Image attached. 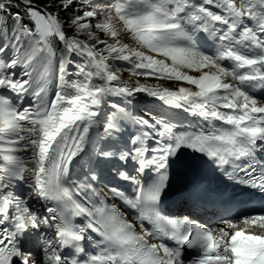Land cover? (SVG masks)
<instances>
[{"label": "snow or ice", "instance_id": "obj_1", "mask_svg": "<svg viewBox=\"0 0 264 264\" xmlns=\"http://www.w3.org/2000/svg\"><path fill=\"white\" fill-rule=\"evenodd\" d=\"M70 9L68 27L86 33L83 40L67 34L60 12ZM217 25L225 29L216 37L221 46L209 54L196 33L212 35ZM122 33L136 46L124 43ZM54 42L84 58L75 65L78 79H66L72 61L54 64ZM110 58L131 61L134 76L157 75L188 86L173 90L121 81ZM17 68L26 79L17 78ZM54 74L61 90L49 100ZM259 86H264V0H134L112 10L94 0H51L43 8L35 0H0V264H264V211L238 217L239 223L221 219L226 228L218 229L160 211L177 177L199 176L188 190L196 194L205 179V157L227 181L264 194V97L253 94ZM3 93L21 102L29 96L32 104L19 108ZM136 93L228 127L183 129L164 117H132L119 103L101 120L105 97ZM128 119L137 131L124 140L122 122ZM101 124L99 135L95 129ZM29 151L30 156L18 154ZM85 157V180H72L70 166ZM105 172L134 185L131 196L118 186L107 191L134 210L139 224L115 204L92 203V197L105 196L93 185ZM21 183L36 200L56 205H43L46 214L37 212L16 193ZM75 217L86 223H74ZM88 232L99 238L92 254L86 251ZM186 251L193 253L187 261Z\"/></svg>", "mask_w": 264, "mask_h": 264}, {"label": "bare ground", "instance_id": "obj_2", "mask_svg": "<svg viewBox=\"0 0 264 264\" xmlns=\"http://www.w3.org/2000/svg\"><path fill=\"white\" fill-rule=\"evenodd\" d=\"M103 1H105V0H103ZM101 2H102V0H96V1H94V3H96L97 5H99L101 7V9L107 8V7L103 6L104 3L102 4ZM104 39L108 40L109 38L105 36ZM121 39H122V41L124 43H128L132 47H135L136 46V42L134 40H132L130 38V36L128 34H126V33H122ZM109 42H111V41L109 40ZM110 66L112 67V69L118 71V74L120 76V80L121 81H127L129 83H134L136 80H139V82L141 84H146V85H148L150 87H155V86H159L161 88L168 87V88H171L173 90L177 89L182 84L184 86H188V85H186V82L170 81V80H167V79H159L157 77H148V78H146V77H141V76H134L131 73H128V72L124 71L123 69H121L120 66L119 67L113 66V65H110ZM21 73L23 75V72H21ZM190 74H195V73H190ZM24 78L26 79L27 77H24ZM114 84H116V82ZM27 97L29 99H31V97H29V96H27ZM133 98L136 99V100H138L139 102L142 99H144L145 101H147L146 104H141L143 106H139L140 109H143V108L146 109L147 107H152V106H155V107L158 106V108L163 109V108L169 106V105L165 104L163 101H160L157 98L148 96L146 93H136L133 96ZM137 98H139V99H137ZM105 100H106V102L107 101L108 102L111 101V99L108 100L107 97H105ZM105 110H106V103H105ZM188 115L190 116V115H192V113L191 112H188ZM197 124L202 127L203 124H205L206 126L207 125L210 126L212 123L210 121L206 120L205 118H203V119H199L198 122H197ZM97 129H101L99 127V125L96 127L95 132H97ZM138 178H141V175ZM120 188L122 189V187H120ZM109 195L112 198V196H111L110 193H109ZM114 200L117 201L118 199H114Z\"/></svg>", "mask_w": 264, "mask_h": 264}, {"label": "rangeland", "instance_id": "obj_3", "mask_svg": "<svg viewBox=\"0 0 264 264\" xmlns=\"http://www.w3.org/2000/svg\"><path fill=\"white\" fill-rule=\"evenodd\" d=\"M40 1H43V0H35V3L39 6V7H41L40 5H41V3H40ZM107 0H105L104 2H106ZM47 4L46 5H49L50 3H51V0H47ZM103 2V0H102V4L104 3ZM41 8H43V7H41ZM14 11H16L17 9H13ZM54 9H52V8H49V11H53ZM102 10H112V8L111 7H109L108 9H102ZM93 23H95V22H93ZM66 30H67V34L69 35V36H73V35H75L78 39H85V37H86V33H76L75 32V30L74 29H72V28H69L68 26H66ZM93 31H96L95 29H93ZM5 32H7V29H5ZM97 35L101 38V39H104L105 38V36L103 35V34H101V33H99L98 31H97ZM87 43H89V44H92V43H94V41H91V40H87L86 41ZM60 44L62 45V47L65 49V47H64V44L62 43V42H60ZM97 46V48L98 49H103L104 48V45H96ZM105 55H108L106 52L104 53ZM62 57H60V56H58V54L56 53V59H55V61H54V64H56V65H58V63H59V61H60V59H61ZM63 59H65V61L67 62V61H72V63H69V64H67V67H68V73H69V75L68 76H66V79L67 80H69V81H71V80H75V79H78V77L76 76V75H74V73L76 72V67H75V65L76 64H80V63H82L83 62V60H84V58L83 57H80V56H78V55H68L67 54V52L65 51V57L63 58ZM75 60H77L78 61V63H76V61ZM108 63L110 64V65H113V66H117V67H121V68H123L125 71L126 70H128V71H130V72H132V62L131 61H123V60H120V61H117V60H114V59H109L108 60ZM55 75V74H54ZM53 75V76H54ZM57 76L58 75H55V77H53V81L52 82H50L49 83V88L52 90V92L54 91V92H56V91H60V90H57L56 89V86H55V84L58 82V79H57ZM51 81V80H50ZM93 83H97V84H102L103 83V81H101L100 79H98V78H94V80H93ZM115 82H113V85H115L114 84ZM55 89V90H54ZM117 99H119V97L117 98ZM137 99H139V98H137ZM147 103V101H145L144 99H142L140 102H139V106H143V105H141V104H146ZM130 107H138V106H135V105H133L132 104V106H130ZM101 109H102V111H101V117H103L104 116V114H105V104H103L102 106H101ZM99 127L100 128H102V124L101 125H99ZM98 131H100V129H97V132ZM96 132V133H97ZM30 152V151H29Z\"/></svg>", "mask_w": 264, "mask_h": 264}, {"label": "trees", "instance_id": "obj_4", "mask_svg": "<svg viewBox=\"0 0 264 264\" xmlns=\"http://www.w3.org/2000/svg\"><path fill=\"white\" fill-rule=\"evenodd\" d=\"M40 3H41V7H44V6H46V4L48 3L47 2V0H43V1H40ZM18 10V9H17ZM16 10V11H17ZM19 10H22V8L21 9H19ZM49 10V9H48ZM14 11V10H13ZM60 16H61V19L65 22V25L66 26H68V20L71 18V16H72V10L70 9V10H68L67 12H60Z\"/></svg>", "mask_w": 264, "mask_h": 264}]
</instances>
